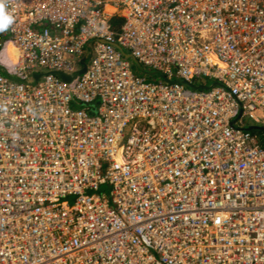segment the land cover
Returning <instances> with one entry per match:
<instances>
[{
    "label": "built area",
    "instance_id": "1",
    "mask_svg": "<svg viewBox=\"0 0 264 264\" xmlns=\"http://www.w3.org/2000/svg\"><path fill=\"white\" fill-rule=\"evenodd\" d=\"M4 2L0 264H264V0Z\"/></svg>",
    "mask_w": 264,
    "mask_h": 264
},
{
    "label": "water",
    "instance_id": "2",
    "mask_svg": "<svg viewBox=\"0 0 264 264\" xmlns=\"http://www.w3.org/2000/svg\"><path fill=\"white\" fill-rule=\"evenodd\" d=\"M118 49H119V48H118ZM119 50H120V49H119ZM120 51H121V50H120ZM123 55H124V57L130 59L131 63L134 65L135 69L137 70V72H138L139 74H141V75H146V76H154V75H156L155 72H148V71L144 70L139 64H137V62H136L135 60H133V59L129 56V54L123 53ZM83 72H84V67H82V69L78 72V74H81V73H83ZM57 76L60 77L62 80L67 81V82L70 81L71 79H73V78L76 77V76H75V77H73V78H66V77H64L63 75H60V74L57 75ZM39 77H40L39 75H35V76H34V81H37ZM160 77H161L162 79H164L163 76L160 75ZM28 84H32V83H28ZM213 85H214V84H210V85H208V86L193 87V89H208V88H211ZM247 130H248V131H255V130H257V131H262V132H264V129H263V128H261V127H257V126H251V127H248Z\"/></svg>",
    "mask_w": 264,
    "mask_h": 264
},
{
    "label": "clouds",
    "instance_id": "3",
    "mask_svg": "<svg viewBox=\"0 0 264 264\" xmlns=\"http://www.w3.org/2000/svg\"><path fill=\"white\" fill-rule=\"evenodd\" d=\"M15 22L14 17L7 11L4 0H0V32L8 30Z\"/></svg>",
    "mask_w": 264,
    "mask_h": 264
},
{
    "label": "rangeland",
    "instance_id": "4",
    "mask_svg": "<svg viewBox=\"0 0 264 264\" xmlns=\"http://www.w3.org/2000/svg\"><path fill=\"white\" fill-rule=\"evenodd\" d=\"M250 124L251 123L248 122V125H250ZM253 133L258 137V139L260 140V142L264 145V132L255 130V131H253ZM101 191H104V190H101ZM68 202L69 203H72V199L71 198L68 199Z\"/></svg>",
    "mask_w": 264,
    "mask_h": 264
},
{
    "label": "trees",
    "instance_id": "5",
    "mask_svg": "<svg viewBox=\"0 0 264 264\" xmlns=\"http://www.w3.org/2000/svg\"><path fill=\"white\" fill-rule=\"evenodd\" d=\"M112 23H113V25H116V26L118 25L119 26L121 24V20H119V19L117 20L116 19Z\"/></svg>",
    "mask_w": 264,
    "mask_h": 264
},
{
    "label": "bare ground",
    "instance_id": "6",
    "mask_svg": "<svg viewBox=\"0 0 264 264\" xmlns=\"http://www.w3.org/2000/svg\"><path fill=\"white\" fill-rule=\"evenodd\" d=\"M11 50V49H10ZM16 56L15 55H12V59L15 61L16 60V58H15Z\"/></svg>",
    "mask_w": 264,
    "mask_h": 264
}]
</instances>
